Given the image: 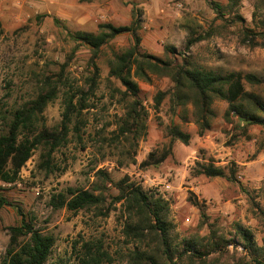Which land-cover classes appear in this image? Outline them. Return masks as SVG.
I'll use <instances>...</instances> for the list:
<instances>
[{"label":"rangeland","instance_id":"rangeland-1","mask_svg":"<svg viewBox=\"0 0 264 264\" xmlns=\"http://www.w3.org/2000/svg\"><path fill=\"white\" fill-rule=\"evenodd\" d=\"M216 1L225 3V0ZM254 2H241L240 13L245 24L220 29L218 34L190 48L188 56L204 69L254 74L263 84L259 87L245 85V89L264 101V50L247 48L236 35L240 28L253 27ZM133 13L139 15L141 26L139 52L159 59H165L164 47L183 53L190 29L202 33L220 24L214 21L215 15L204 0H0V133L10 112L34 98L42 77L56 73L64 63H68L66 75L70 85H83L89 53L79 48L67 61L74 44L67 39L62 26L71 32L96 33L100 24L130 25ZM132 44L131 36L125 34L104 48L98 61L99 89L88 100L90 108L83 113L80 139L69 136L68 143L53 154L49 171L42 168L41 150H35L22 168L16 185L0 184V199L20 207L23 213L33 214L36 228L54 237L47 264H82L84 244L105 254L102 264H127L129 253L135 250L122 235L119 205L106 218L97 216L94 210L72 213L65 208L53 210L49 206L53 195L65 193L67 189H88L95 182L99 184L97 171H105L114 181L127 176L143 190L168 202L169 220L178 239H202L208 235L199 211L189 202L194 198L204 203L207 223L214 226L218 235L231 240L233 225L238 223L249 229L260 244L264 241V227L253 218L247 197L239 187L221 179L194 177L191 173L197 162H212L218 167L234 163L237 180L250 192L258 193L257 200L261 201L264 195V128L252 127L250 141L239 138L233 142L230 137L234 131L222 120L226 104L216 101L211 129L198 137L190 116L185 122L171 117L167 100L158 113L153 112L154 95L167 90L171 84L165 79H152L150 84L138 82L140 98L148 112L144 138L136 146L122 138L111 143L112 132L123 109L119 98L111 96L112 88L106 83L107 62L112 53ZM111 83L123 91L119 82L112 79ZM62 110L60 94L47 106L38 126L54 128L61 120ZM171 123L190 136L189 144L174 142L171 155L159 167L141 169L139 164L151 151L160 154L167 147L165 130ZM106 187L108 195H116L112 187ZM14 207L0 208V259L8 242L7 228L18 223ZM234 252L236 257L245 255L241 247L231 244L223 252L211 253L202 262L193 264H226ZM174 263L192 264L189 260H175Z\"/></svg>","mask_w":264,"mask_h":264},{"label":"trees","instance_id":"trees-1","mask_svg":"<svg viewBox=\"0 0 264 264\" xmlns=\"http://www.w3.org/2000/svg\"><path fill=\"white\" fill-rule=\"evenodd\" d=\"M204 1L214 13V21L220 24L202 33L188 29L184 52L175 53L173 48L164 47L165 59L139 52L141 39L138 31L141 26L139 15L134 13L130 25L114 27L111 24H100L96 33L71 32L62 26L67 39L74 44L67 61L72 59L79 48L89 53L83 85H70L66 62L56 73L42 77L34 98L10 112L0 133V184L16 185L20 181L22 168L37 149L41 150L42 168L51 170L53 154L68 143L69 136L80 139L84 126L83 113L90 108L88 100L96 94L100 85L98 61L104 48L125 34L131 36L133 44L112 53L107 62L106 83L112 88L111 96L119 98L123 109L116 129L112 132L111 143L119 142L122 138L136 146L144 138L148 112L140 98L138 82L150 84L152 79H165L171 84L167 90L158 91L154 95L152 110L155 114L167 100L171 117L185 122L190 116L197 136L202 137L210 131L215 119L214 103L221 101L226 104L222 120L234 131L230 139L233 142L239 138L250 141L252 127L264 128V101L259 95L246 91L245 85L259 87L263 80L251 73H222L204 69L188 56L190 48L218 34L220 29L228 30L246 23L240 13L242 0H225V3ZM254 1L251 15L253 27L240 28L236 35L247 48L264 50V0ZM55 23L59 24L58 21ZM112 79L119 82L123 91L111 85ZM60 94L63 106L60 122L54 128H46L43 124L38 126L47 106ZM165 136L168 139L167 147L160 154L151 151L139 164L141 169L159 167L171 155L174 142L187 146L190 140V136L174 123L166 128ZM191 174L194 177L221 179L236 184L247 197L253 218L264 227V195L258 201V193L250 192L240 184L237 180V165L231 163L226 167H218L212 162H197ZM96 177L99 184L95 182L88 189H67L65 193L53 195L49 206L53 210L65 208L72 213L94 210L97 216L106 218L119 205L123 219L122 235L135 246V250L128 255L127 264H176L175 260H189L193 264L202 262L211 253L223 252L231 244L235 248L241 247L245 255L236 257L237 253L234 252L231 261L226 264H264V241L259 244L252 232L238 223L233 225L232 239H224L212 224L207 223L203 202L194 198L189 200L199 211L202 225H207L208 235L202 239H178L174 235L175 227L169 220L168 202L143 190L127 176L114 181L105 171H97ZM106 186L112 187L116 195H108ZM3 206L14 207L0 199V208ZM14 210L18 223L7 228L8 242L0 264H47L55 243L54 237L36 228V217L33 214L23 213L20 207H14ZM83 249L82 264H102L105 254L98 248L92 249L89 244H84Z\"/></svg>","mask_w":264,"mask_h":264}]
</instances>
